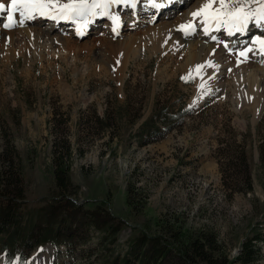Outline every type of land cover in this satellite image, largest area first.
<instances>
[{
  "label": "rangeland",
  "instance_id": "374dc122",
  "mask_svg": "<svg viewBox=\"0 0 264 264\" xmlns=\"http://www.w3.org/2000/svg\"><path fill=\"white\" fill-rule=\"evenodd\" d=\"M146 1L134 7L115 4L110 14L119 17L117 26L109 17H96L87 27L37 17L24 26L5 29L8 14L0 12V171L16 151L24 197L16 203L23 213L37 218L38 209L47 207L55 192L53 144L66 138L74 149L71 179L79 187L74 201L87 207L101 201L124 221L113 255L122 253L141 232L157 233L170 219L175 228L210 227L232 258L242 241L255 232L264 233V172L259 156L264 103L257 115L264 97L256 100L237 93L238 87L246 89V77L257 75L259 83L264 64L257 70L255 66L237 68L235 75L226 70L201 90L199 84L211 80L215 70L199 79L177 57L185 55L182 50L188 45L202 44L207 50L236 38L237 45L229 44L233 54L228 63L232 64L236 52L250 45L254 36L264 37V30L250 23L242 37L211 27L205 33L197 26L195 33L186 36L179 26L204 0H172L160 11ZM0 3L7 9L10 0ZM14 19L19 17L14 14ZM175 19L182 21L167 33L163 47L154 48L142 38L141 32L148 27L174 25ZM155 108L164 114L181 109L187 114L173 120L160 140L141 145L139 126ZM219 146L227 153L244 148L252 191L228 195L221 184ZM231 176L238 181V173ZM16 187H9L10 196L17 193ZM40 219L42 224L43 214ZM77 234L75 242L85 234L84 227ZM101 236L91 229L89 241L76 244L74 251L46 243L26 251L23 260L26 264H103L104 252L97 245ZM261 252L263 257L253 264H264V242ZM0 264L19 263L17 259L9 262L0 246Z\"/></svg>",
  "mask_w": 264,
  "mask_h": 264
},
{
  "label": "trees",
  "instance_id": "16d2710c",
  "mask_svg": "<svg viewBox=\"0 0 264 264\" xmlns=\"http://www.w3.org/2000/svg\"><path fill=\"white\" fill-rule=\"evenodd\" d=\"M125 95L128 101V93ZM164 113L155 108L153 115L141 123L138 130L141 145L160 140L172 128L173 120L187 114L182 109L178 113ZM73 150L68 139L55 140L52 151L55 192L48 198L49 205L38 209L37 218L31 213H23L16 203L19 198H24L16 151L6 160L8 163L0 171V197L3 199L0 202V246L8 261L17 258L22 264L28 256L26 251L46 243L56 248L63 244L74 251L76 244L83 245L89 241L91 229L102 234L97 245L104 252L101 254L103 264H253L263 257L261 244L264 242V233L255 232L242 241L238 253L231 258L228 248L210 227L202 225L193 229L178 225L175 228L170 219L161 225L157 233L148 235L141 232L127 242L128 246L122 253L118 251L113 255L124 221L110 213L101 201L92 207H87L85 202L74 201L79 187L70 175ZM216 152L219 155L221 184L229 190L228 195L238 190L252 191L251 169L244 148L227 153L226 148L219 146ZM226 154L230 158L225 159ZM259 156L264 172V140L259 145ZM14 168L16 172L13 175ZM234 171L239 174L238 181L231 176ZM237 183L238 189L234 188ZM11 185L17 186V193L13 196L9 193ZM127 191L131 196V189ZM128 203L131 204L130 197ZM40 214L44 216L42 224L39 222ZM49 216H53V219L50 220ZM81 217L87 222L81 223ZM82 227L85 234H82L80 241L75 242L77 232L82 231Z\"/></svg>",
  "mask_w": 264,
  "mask_h": 264
},
{
  "label": "snow or ice",
  "instance_id": "6c2138e0",
  "mask_svg": "<svg viewBox=\"0 0 264 264\" xmlns=\"http://www.w3.org/2000/svg\"><path fill=\"white\" fill-rule=\"evenodd\" d=\"M128 2L129 0H10L7 9L5 4L0 3V12L7 11L8 14L9 22L2 25L5 29L24 26L26 21L37 17L53 21H67L77 25L83 24L87 27L96 17H109L114 24H118L119 17L111 15L109 10L115 4ZM171 2L172 0H149L150 6L157 11L164 9ZM131 3L134 6L136 0H131ZM253 4L259 7H251ZM14 14L19 17L18 20L14 19ZM191 16L192 21L179 26V30L186 36L192 34L197 26H202L205 33L209 31V27H212L216 31L225 30L229 36H233L246 32L250 23L264 27V0H205V3L197 11L191 13ZM76 30L80 34L79 26ZM113 31H116L115 27ZM257 43L260 45L258 49L254 48ZM224 47L228 49L227 44ZM253 52L264 55V37L254 36L250 45L238 50L236 54L244 58L241 62H245L249 59V53ZM205 67H218V65L211 61L197 65L195 71L198 76ZM182 79L187 81L188 77H182ZM206 87V83L199 84L201 90Z\"/></svg>",
  "mask_w": 264,
  "mask_h": 264
},
{
  "label": "bare ground",
  "instance_id": "6f19581e",
  "mask_svg": "<svg viewBox=\"0 0 264 264\" xmlns=\"http://www.w3.org/2000/svg\"><path fill=\"white\" fill-rule=\"evenodd\" d=\"M144 0H136V4H147V1L146 2H143ZM205 3V0L199 5V6H196L193 8L192 10V13L197 11L203 4ZM120 4H125V3H120ZM127 4V3H126ZM128 4L132 5L131 3V0H129ZM181 4V3H180ZM134 5V6H135ZM132 5V7H134ZM114 9V5L111 6L110 10H113ZM136 10L138 8H135ZM146 10H142L141 12H145ZM140 12V13H141ZM114 15V14H113ZM192 16L189 18V20L187 21V23L189 21H192ZM176 21V24L174 23V25L172 23H168V24H161L160 26H151V27H148V29L146 30H143V32H141V36L143 39H147L149 40L150 42H152V45L155 47H163V40L166 39V37L168 36L167 33H172V29L182 20H178L175 19ZM186 24V23H185ZM115 26H117V24H114ZM257 27V26H256ZM109 28V27H108ZM210 28V27H209ZM212 28V27H211ZM46 29V28H44ZM117 29V28H116ZM261 30H264V27L260 28ZM112 27H111V31H112ZM249 31V29H247ZM246 30V32L242 33L241 36L244 37L245 35H247L248 31ZM114 32V31H113ZM195 33V32H192V34ZM110 35V34H109ZM112 35V34H111ZM167 35V36H166ZM228 35V34H227ZM172 36V35H171ZM170 36V37H171ZM174 36V35H173ZM169 37V38H170ZM229 37V36H228ZM60 40V39H58ZM236 38L230 40V43H228V49H231L233 50V48H231V45L229 46V44L233 43L234 45H237V42H236ZM112 41V40H111ZM61 42V41H60ZM131 42V41H130ZM129 42V43H130ZM236 42V43H235ZM118 44V43H116ZM119 45V44H118ZM225 44H223L222 46H219V45H213L211 47H208L207 50H204V45L200 44L198 45L197 44H194V45H188L186 46L187 48H184L185 50H182V53L184 51L185 55L184 54H180L178 57H177V60H180L183 61V65L188 68V69H193L195 70L196 69V66L197 65H201V64H207V62L211 61L213 64L215 65H218V67H205L204 69H202L199 73V76L198 78L201 79L200 77H204L206 76L208 73L211 74V72L213 70H215V73L213 75V78L211 80H207L205 83L207 85L208 82L210 81H214V77H221L223 76L226 72H230L232 73L233 75H235V73L237 72V68H242V69H250L249 67L252 66L256 68L257 70V67H260L261 65L260 64H264V55H260L256 52H253V53H249V59L245 62H241V61H244V58L243 57H238V55L236 56V62H233L232 64H229V57L233 54V51L232 53H230V51L228 49H226L224 47ZM121 46V45H119ZM192 46V47H191ZM254 48H260V45L259 43H257ZM165 51V50H164ZM171 51H172V48H171ZM181 51V50H180ZM205 51V52H204ZM175 52V51H174ZM203 52L202 56H200V53ZM237 53V52H236ZM175 55V54H174ZM184 55V57L182 56ZM168 56V55H167ZM171 56V55H170ZM263 58H262V57ZM167 58V57H166ZM172 58V57H170ZM183 58V59H182ZM182 59V60H181ZM262 59V60H261ZM169 61H171L169 59ZM174 63V62H173ZM253 63H255L256 65H254ZM232 65V66H231ZM234 66V67H233ZM262 67V66H261ZM262 69V68H261ZM227 70V71H226ZM254 70V69H253ZM259 70V68H258ZM224 71H226L224 73ZM243 71V70H242ZM241 71V72H242ZM255 72V71H254ZM261 72V71H260ZM264 72V71H263ZM243 73V72H242ZM249 73V72H248ZM251 73V72H250ZM197 74V72H196ZM247 74V73H246ZM227 75V74H226ZM252 75V74H250ZM254 75H256V73H254ZM248 76V74H247ZM257 76V75H256ZM256 76H253V77H246V89H240L238 87V91L237 93L240 95V96H247V97H250L252 99H256L258 98H261L264 97V75L262 77V79L259 80V83L257 84V80H256ZM236 78V76H235ZM261 78V77H260ZM238 79V77H237ZM245 79V78H244ZM241 80V79H240ZM237 81V80H236ZM262 101V100H261ZM263 101L261 102L262 105H260V107L258 108V111H257V115H259L262 111V108H263Z\"/></svg>",
  "mask_w": 264,
  "mask_h": 264
}]
</instances>
